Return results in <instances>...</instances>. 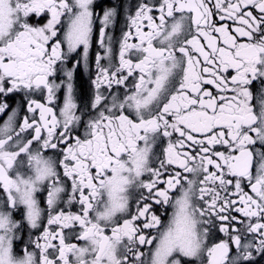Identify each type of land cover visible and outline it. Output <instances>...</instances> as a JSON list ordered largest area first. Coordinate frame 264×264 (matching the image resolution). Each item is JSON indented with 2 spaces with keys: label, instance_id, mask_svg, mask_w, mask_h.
Instances as JSON below:
<instances>
[{
  "label": "snow or ice",
  "instance_id": "obj_1",
  "mask_svg": "<svg viewBox=\"0 0 264 264\" xmlns=\"http://www.w3.org/2000/svg\"><path fill=\"white\" fill-rule=\"evenodd\" d=\"M93 3L0 0V95L22 92L32 114L18 122L13 108L0 127V264H261L264 0H139L125 9L118 65L106 31L117 8L105 9L91 110L77 115L73 72L89 69ZM44 13L46 24L29 23ZM45 90L46 103L34 98ZM73 204L79 212L56 210ZM19 206L43 229L22 255ZM156 206L172 209L167 222ZM217 221L227 239L210 243Z\"/></svg>",
  "mask_w": 264,
  "mask_h": 264
},
{
  "label": "flooded vegetation",
  "instance_id": "obj_2",
  "mask_svg": "<svg viewBox=\"0 0 264 264\" xmlns=\"http://www.w3.org/2000/svg\"><path fill=\"white\" fill-rule=\"evenodd\" d=\"M139 0H94V3L92 5V10L94 13V23H93V35L92 39L90 42V48H89V69L86 71L83 67V64L81 63L80 67L76 69L73 72V86L75 90V95H76V102L79 106V111L77 112V115L80 114L81 111L84 110L85 105L88 106V109H90L91 105V99L94 94V87L92 86V80L95 79L96 77V63H95V58L97 52L103 53V50L99 48V29L101 27L100 25V18H102L103 13L105 9L108 8H117V16L115 17L114 23L109 25V27L106 29L108 35L113 37V43H112V49H113V56H112V62L116 65L119 64V50H120V44L119 41L122 37V33L124 31H127V24L128 21L126 19L127 13L125 11L126 8H128L131 12L132 15L135 14V7L138 4ZM157 14L158 13H154ZM50 18L49 14L44 13L40 17H36L35 14H33L29 18V23H31L34 26H43L44 24L47 23L48 19ZM229 25L232 24L231 21L227 22ZM59 29L58 35L61 40H63V35L64 31L66 30V21H62L61 25L57 26ZM146 30V29H145ZM135 34V30L133 29V35ZM130 42L135 43L136 40L133 38ZM63 51L67 53V44L65 43L63 46ZM77 51L83 55V48L80 46V48L77 49ZM126 58H131L133 61H135L136 57L135 55H132L131 57H126ZM79 57L76 55V53L70 54L68 60L65 62L64 67L67 69H72L73 66L76 64L77 60ZM105 66H108V61L105 60L103 61ZM127 74V73H125ZM64 74L63 72H58L55 77H51L50 79H55L57 83H59L62 79H64ZM131 79V78H130ZM211 87V86H209ZM115 88V86H114ZM105 93L107 92V89H103ZM64 90H58L56 93L57 96V101L53 104L50 105L53 107L54 111L56 112L57 115H59V108L63 104V97H64ZM47 95L46 90L43 95L40 94H35L34 98L38 99L42 103H46V100L44 97ZM2 102H7L9 105V108L6 110L4 114H0V127L3 126L4 122L7 120L8 115L11 113L12 109L15 108L18 111V115L16 117V120L18 122H22L23 118L25 115H28L31 117V113L27 112V102L24 99V94L21 93H13L9 94L7 97H4L3 95H0V103ZM36 119H39V112L37 111L36 113ZM87 120V117H85V122ZM83 127H80L78 129V134L83 135ZM175 138V137H174ZM167 141L165 140L164 145L166 146ZM163 146H161L159 153L162 154ZM61 147H64V145H61ZM48 155H53V156H61L62 153H58L55 150H48ZM162 158V156H161ZM158 166V161L156 162V165ZM63 170L61 169V174ZM70 185V181L68 182ZM36 197L39 203V206L41 209H43V214H42V223L46 224L47 223V216H48V207L46 203V198H47V192L41 191L36 193ZM61 208L65 212L71 211L73 213L79 212V204H73L70 208L65 206V205H60L57 207V211H60ZM157 209V214L161 215V219L164 222H167L169 216L171 215L172 209L170 207L167 208V214H164V209L160 208V206H156ZM135 210L134 205H133V211ZM233 215H239L238 213H233ZM13 218L15 220H18L22 224V228L17 232V235L20 237V239H17L14 241V251L17 255H22L23 254V249L24 247L28 244L30 240H34L37 236L41 234L43 229L35 230V229H30L25 218H24V209L23 206H19V209L13 213ZM122 222V221H121ZM217 226L212 230V233L210 234V243H219L220 240L222 239H227L225 235L219 231V221L216 222ZM54 228L56 227L55 225L53 226ZM71 242H76L72 240ZM58 243V241H57ZM29 250H32V247L29 246ZM233 247V251H234ZM144 251L148 253V247L146 246ZM192 264H196V262H192ZM261 264H264V261L261 262Z\"/></svg>",
  "mask_w": 264,
  "mask_h": 264
}]
</instances>
